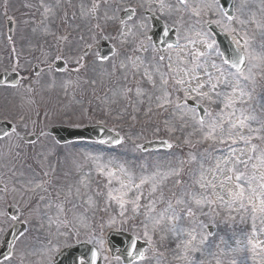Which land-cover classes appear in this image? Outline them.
<instances>
[{"label": "rangeland", "instance_id": "rangeland-1", "mask_svg": "<svg viewBox=\"0 0 264 264\" xmlns=\"http://www.w3.org/2000/svg\"><path fill=\"white\" fill-rule=\"evenodd\" d=\"M198 2L199 0H189L190 5ZM29 3V0H0V73L15 69L22 76L17 88L0 87V120L12 122L19 133L18 136L11 134L7 142L0 140V212L7 214L0 216V244L15 221L7 213V207L14 205L19 209L18 221L28 225V232L18 241L15 249L17 258L22 253L25 254L23 264H30L38 259L37 256H50L52 251L75 238L86 240L94 237L93 234L95 238L103 235L107 248L106 233L109 230L132 234L141 230L139 221L143 217L132 219L130 208L127 212L129 219L123 225L120 224L118 205L113 203L105 211L104 198L95 195L98 189L104 190L106 182L104 177L97 174L98 163L108 164L112 161V164H124L134 168L136 174L140 175L141 165L149 166L147 172H151L153 168L150 166L155 164L166 169L170 165H177L181 159L187 162L191 153L196 156V161L185 163L181 175L169 178L164 184L165 199L174 201L177 197H183L186 192L199 191V187L193 184V179L199 175L201 164L204 168L211 169L218 159L226 158L227 154L226 146L223 145L185 144L184 139L192 131L191 128H178L171 134L162 130L154 135V128L160 125L163 129V121L169 118V114L158 112L147 98L143 104L136 103L137 86L149 95L154 91L142 73L145 68L148 71L155 70V58L159 55L148 36L152 28L144 15L146 2L138 0L134 4L136 17L124 25L118 23V14L125 6L119 3L106 5L96 21L99 25L97 32L86 37L77 32L72 36H65L63 32L57 34L54 20L31 15ZM164 4L166 7L161 9L159 3V13L168 25L177 28L182 46L186 43V35L196 38L197 31H207L205 23L210 11L197 18L184 10L178 0H164ZM252 13H255L258 20L264 19L262 0H249V7L243 15L246 18ZM8 20L13 21L11 37H8ZM247 27L250 48L259 51L261 45H264V30L257 29L254 24ZM117 28L136 30L133 42L135 51L129 44L121 43ZM101 37L107 38L115 48V54L103 62L99 60L94 47ZM141 42L145 49H141ZM172 51L167 48L166 52ZM81 56L84 57L81 61L84 66L77 71L76 59ZM56 59H62L66 63L65 71L58 72L54 68ZM132 59L143 61L135 75L130 69L119 67L122 62L130 66ZM34 65L39 67L38 75L34 72ZM126 87L133 89L129 98L131 104L119 95ZM261 105H264V78L257 76L248 107L259 111ZM150 106L153 108L152 112L148 111ZM118 113L122 118H117ZM21 114L25 116V121L19 119ZM133 116L135 119H132ZM25 122L27 128L23 127ZM56 125L73 128L103 125L119 133L126 143L111 148L87 142L59 145L47 133L48 129ZM42 131L47 134H41ZM34 134L41 135L35 143L27 144L21 140L23 136ZM164 140L171 142L173 147L169 150L143 152L133 144V141L144 145ZM221 149H224L223 154ZM88 155L101 156L103 160L94 162L87 158ZM28 180L42 184L43 188L36 189L35 192L23 191L21 185ZM5 185L7 193L4 191ZM14 186L16 192L12 191ZM77 187L81 189L79 196L75 193ZM45 188L47 191H44ZM147 188L146 185L142 203L148 202ZM70 189L71 196L67 195ZM41 196L44 197L43 200L40 199ZM89 196L96 202L94 207H89L87 203ZM163 207L165 205H158V210ZM34 209L39 211H33ZM241 215L235 212L230 214L227 209L219 208L212 217H200L207 225L203 229L204 233L213 231L208 236L209 244L218 243L220 237L232 243L233 233L239 234L250 227L247 216L242 221ZM48 216L52 217L51 222ZM110 218L115 219L116 223L109 225ZM160 235L158 233L154 237L156 251L151 249L146 253L150 264H186L181 258V249L176 247L177 241L170 235L161 240ZM104 254L108 255L109 252ZM191 255L198 260L210 258L207 253L204 256L200 253ZM235 255L237 260L247 258L248 264H260V258L253 261L250 252ZM39 260L42 261L40 257Z\"/></svg>", "mask_w": 264, "mask_h": 264}, {"label": "snow or ice", "instance_id": "snow-or-ice-1", "mask_svg": "<svg viewBox=\"0 0 264 264\" xmlns=\"http://www.w3.org/2000/svg\"><path fill=\"white\" fill-rule=\"evenodd\" d=\"M159 3L161 9L166 7L164 0H159ZM179 4L197 18L210 11L214 18L208 19L206 23L219 28L229 38V44L222 47L209 31L202 30L196 32V38L186 35V43L182 46L178 35L177 43L168 45L173 51L161 52L155 58V70L148 71L145 68L142 76L154 91L149 95L137 86L136 103L143 104L147 98L158 112L169 114V118L163 121V129L160 125L154 128V135L162 130L171 134L178 128H191L192 131L184 139L185 144L226 146V158L218 159L211 169H206L201 164L199 175L193 179V184L199 187V191L186 192L183 197H177L174 201L165 199L164 184L169 178L180 176L185 163L195 162V155L190 153L187 162L181 159L177 165H170L166 169L155 164L150 166L153 168L151 172H147L149 166L141 165L140 175L136 174L134 168L124 164H112V161L108 164L98 163L97 174L104 177L106 182L104 190L98 189L95 195L104 198L105 211L113 203L118 205L120 224L123 225L129 219L127 212L130 208L132 219L143 217L139 221L141 230L128 240L127 248L123 251L116 250L119 254H114L105 247L103 235L95 238L93 234L94 239L89 242L94 245L95 250L89 249L88 253L82 254L77 264H98L99 261L113 264V255L118 264H123L122 257L126 258L127 264H150L146 251L138 248V242L143 238L155 252L154 237L158 233L161 234V240L170 235L177 241L176 247L181 249V258L186 264H248L247 258L237 260L235 254L240 252H250L253 261L259 257L260 264H264V105L260 106L259 111L248 107L257 76L264 78V45H261L259 51L251 50L247 27L254 24L257 29L264 30V19L258 20L255 13L244 17L249 0H232L230 5L228 0H211L210 3L208 0H199L193 5L189 4V0H179ZM41 7L45 8V13L52 11V8L43 4ZM98 7L99 5L94 4V8ZM117 31L121 43L129 44L135 51L133 42L136 30L117 28ZM140 47L145 49L143 42ZM83 59V56L76 59L77 71L84 66L81 64ZM105 59L103 56L99 57L101 62ZM142 65L143 61L132 59L130 66L122 62L119 67L130 69L135 75ZM132 93L133 89L126 87L119 95L131 104L129 98ZM113 103L116 101L113 100ZM148 111L152 112L153 108L150 106ZM117 118H122V115L118 113ZM19 119L25 121V116L21 114ZM27 126L26 122L23 123L24 128ZM12 134L19 135L15 129H12ZM41 134L47 133L42 131ZM9 136V130L5 129L0 133V140L7 142ZM193 137H196L195 141ZM96 143L123 145L126 141L117 133L111 140L101 137ZM161 143L168 149L173 147L168 140ZM133 144L138 150L145 147L135 141ZM221 152L223 154L224 149ZM87 158L94 162L103 160L101 156L88 155ZM109 164L112 166L109 167ZM81 183L84 184V181ZM146 185L148 202L142 203ZM39 188H43V185L31 180L21 185L25 192H35ZM4 191L7 193V185ZM12 191H17L15 186ZM75 193L79 196L81 189L77 187ZM67 195H72L71 189ZM40 199L43 200L44 197L41 196ZM87 203L89 207H94L96 202L89 196ZM158 205L165 207L158 210ZM219 208L227 209L230 214H242V221L247 216L250 227L239 234L233 233L232 243L220 237L218 243L209 244L210 233H204L203 229L207 225L200 217H212ZM33 211L38 212L39 209ZM6 215L0 212V216ZM12 219L19 218L12 216ZM48 220L51 222L52 217L48 216ZM115 223V219H109V225ZM15 249L14 244L12 251L4 255L0 264H23L25 254L22 253L17 258ZM105 252L109 254L105 255ZM193 253H200L201 256L207 253L210 258L193 259ZM31 264L43 262L33 261Z\"/></svg>", "mask_w": 264, "mask_h": 264}, {"label": "flooded vegetation", "instance_id": "flooded-vegetation-1", "mask_svg": "<svg viewBox=\"0 0 264 264\" xmlns=\"http://www.w3.org/2000/svg\"><path fill=\"white\" fill-rule=\"evenodd\" d=\"M142 1L146 2L144 15L148 18L151 27L152 17L150 13L152 12L165 21V19L159 13L161 10L159 7V0ZM29 2V13L38 18L53 19L56 23L54 25V30L57 32V34L59 32H63L65 36H72L74 35V32H77L81 36L86 37L97 32L96 21L99 19L106 5H112L115 3H119L121 5L135 4L138 2V0H29ZM42 4L52 8V11L45 13V8L41 7ZM94 4L99 5V7L94 8ZM151 6L153 8H151ZM208 17L209 19L214 18L212 13H209ZM208 26L209 25L205 23L207 31L212 34V32L208 29ZM97 45L98 44H96V47ZM92 239H94V237H90L86 240H84V238L72 239V242L64 243L63 247H59L52 251L50 256L47 254L37 256L38 259H34L33 261L39 262L40 257L43 264H58L56 258L61 253V250L74 246L77 243L87 242L92 247V250H95L94 245L89 242ZM69 255L76 256L74 252H71ZM114 263L115 261H113V264ZM60 264H77V262L62 261Z\"/></svg>", "mask_w": 264, "mask_h": 264}, {"label": "water", "instance_id": "water-1", "mask_svg": "<svg viewBox=\"0 0 264 264\" xmlns=\"http://www.w3.org/2000/svg\"><path fill=\"white\" fill-rule=\"evenodd\" d=\"M113 53V50L107 45V43L104 42V51L101 53V56L108 58ZM19 75L17 73H5L3 75H0V85H17L19 82ZM11 130L10 126H7L5 123H0V133H3L4 130ZM51 134L55 135L56 138L59 140V142L64 143L67 141H73V140H81V141H92L96 142L101 137L105 139H113L116 134L105 129L104 127H90L83 130H73L69 128H54L50 131ZM37 139V136H31L26 137V141H34ZM108 146H114V143L107 144ZM168 149L165 144L159 143V142H153L148 143L144 147V151L147 150H158V149ZM15 212V216H17L16 209L12 208ZM24 226L18 228L15 226L14 229H12L8 235L6 236V239L3 244V249L1 250V255H7L12 250V245L14 244L15 240L20 236V233L23 232ZM126 234L119 232L115 233L112 232L109 234V237L112 239L111 246H114L115 249H119L120 251H123L125 248H127V239ZM128 237V236H127ZM119 241H123V243H118ZM119 254V253H118Z\"/></svg>", "mask_w": 264, "mask_h": 264}]
</instances>
